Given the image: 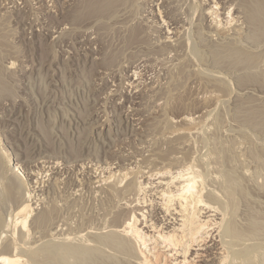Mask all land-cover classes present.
<instances>
[{"label":"rangeland","instance_id":"obj_1","mask_svg":"<svg viewBox=\"0 0 264 264\" xmlns=\"http://www.w3.org/2000/svg\"><path fill=\"white\" fill-rule=\"evenodd\" d=\"M124 1L76 25L82 0H0V252L136 264L115 223L134 215L151 236L160 192L190 173L214 211L194 210L211 220L208 248L264 264V10L260 29L247 16L264 0Z\"/></svg>","mask_w":264,"mask_h":264},{"label":"bare ground","instance_id":"obj_2","mask_svg":"<svg viewBox=\"0 0 264 264\" xmlns=\"http://www.w3.org/2000/svg\"><path fill=\"white\" fill-rule=\"evenodd\" d=\"M104 1V2H103ZM111 0H82V2L79 3V11L84 12V14L78 18L76 20V22L74 20H72V23L74 24H84L86 22H90L92 20L94 21H99L101 19L104 18H110V17H114V15L116 14V12L121 8V6H123L125 4L124 0H112L114 2V6H112V9H110L108 12H99L97 11L98 6H101L102 4H104L105 2H109ZM225 1V0H224ZM242 1V0H241ZM102 2V3H101ZM206 2V1H205ZM255 2V1H254ZM210 3V2H209ZM259 4V9L256 6V12L250 15L249 12L247 16H249V20L253 22L252 25H254V23L258 20L257 24L259 23V19H257L256 16L260 11L263 12L264 10V5L263 2L261 4ZM257 4V5H258ZM261 4V5H260ZM254 5V4H253ZM248 7V6H247ZM215 8V7H214ZM255 8V7H254ZM252 9V8H251ZM218 10V9H217ZM255 10V9H254ZM253 10V11H254ZM259 11V12H258ZM209 12V11H208ZM247 13V12H246ZM218 14V13H217ZM228 14V13H227ZM240 14V13H238ZM256 14V15H255ZM255 15V16H254ZM262 15V14H261ZM201 16V15H200ZM236 17V16H235ZM261 18V16L259 17ZM227 19V18H226ZM244 19V18H243ZM240 21V20H239ZM93 22V21H92ZM264 22V21H263ZM91 23V22H90ZM89 23V24H90ZM94 23V22H93ZM256 24V23H255ZM256 24V26H258ZM263 26L264 24L261 23ZM201 25V24H200ZM211 25V24H210ZM227 26V25H226ZM260 26V25H259ZM258 26V27H259ZM264 27V26H263ZM240 28V27H239ZM251 28V27H250ZM253 29V28H252ZM260 29V27H259ZM254 30V29H253ZM263 30V28H262ZM226 32V31H225ZM235 32V30H234ZM256 32V30H255ZM262 32V31H261ZM165 34V33H164ZM170 34V33H169ZM254 35V34H253ZM256 35V34H255ZM260 36V35H259ZM262 36V35H261ZM212 37V36H211ZM135 37H133L134 40ZM260 38V37H259ZM166 39V38H165ZM219 39V38H218ZM264 39V38H263ZM139 39H136L133 41H137ZM259 41V40H258ZM239 42V41H237ZM260 42V41H259ZM225 46V45H224ZM253 48V47H252ZM220 50V49H219ZM244 50V49H243ZM228 51V50H227ZM226 52V51H225ZM207 54V53H206ZM219 54V53H218ZM234 54V53H233ZM237 54V53H236ZM239 54V53H238ZM228 57V56H227ZM240 57V56H239ZM245 57V56H244ZM250 57V56H247ZM215 58V57H214ZM256 58V57H255ZM225 59V58H224ZM229 59V58H228ZM243 59V58H242ZM250 59V58H249ZM234 60V59H233ZM252 60V58L250 59ZM189 62V61H188ZM222 62V61H221ZM236 62V61H235ZM245 63V62H244ZM253 63V62H251ZM236 64V63H234ZM233 64V65H234ZM249 64V63H248ZM252 66V65H251ZM230 67V66H229ZM249 67V66H248ZM227 69V68H226ZM237 70V68H236ZM244 70V69H243ZM245 71V70H244ZM180 72V71H179ZM237 72V71H236ZM239 72V71H238ZM231 77V76H230ZM217 80V79H216ZM245 81V79H243ZM206 81V80H205ZM230 83V82H229ZM215 84V83H214ZM242 84V83H241ZM256 84V83H255ZM208 85V84H207ZM231 85V84H230ZM258 88V87H257ZM263 88V87H262ZM220 90V89H219ZM242 90V89H241ZM257 90V89H256ZM1 91V90H0ZM259 91V90H258ZM218 92V91H217ZM227 94V93H226ZM231 95V94H230ZM241 102V101H240ZM241 104V103H240ZM251 105V104H250ZM255 107V106H254ZM256 110V109H255ZM263 110V109H262ZM244 111V110H243ZM246 111V110H245ZM260 111V110H259ZM264 112V111H263ZM252 113V112H251ZM221 114V113H220ZM264 117V116H263ZM261 118V116H260ZM261 121V120H260ZM244 122V121H243ZM249 122V121H248ZM254 122V121H253ZM257 122V121H256ZM252 123V122H251ZM255 125V124H254ZM258 125V124H257ZM256 126V125H255ZM263 127V126H262ZM258 129V128H257ZM256 131V130H255ZM262 133V132H261ZM262 139V138H261ZM263 141V140H262ZM230 149V148H229ZM230 155V154H229ZM166 156V155H165ZM240 158V157H239ZM251 159V158H250ZM263 160V159H262ZM256 161V160H255ZM264 161V160H263ZM260 162V161H259ZM256 165V164H255ZM248 166V165H247ZM263 167V166H262ZM167 169V168H166ZM263 169V168H262ZM165 170V169H164ZM187 171V170H186ZM161 172V171H160ZM165 172V171H164ZM149 173V172H148ZM11 174V173H10ZM157 174V173H156ZM166 173H158L157 175H161L160 176V180H169V182L167 181V183L162 184L161 186H168L172 185V178L168 179V178H164L163 175H165ZM188 174V173H187ZM253 174V173H252ZM242 175V174H241ZM240 175V176H241ZM152 176V175H151ZM174 176V175H173ZM178 176V175H176ZM184 176V175H183ZM186 176V174H185ZM179 180V182L175 181L177 183V189L173 192L170 190H162L160 193L163 200V203L160 205L161 208V213H163V217L161 219V221L159 219H156L155 223H151V225H149V229H152L151 232L153 233L151 236H148V233L143 232L142 228L137 225V219L136 217L131 216L130 218H126L123 222H121L120 224L115 223V226L117 225V227H119V232L122 234V237L127 240L129 243L132 241L133 244L138 245L139 249L136 248L137 251V257L136 259V264H158V262L160 264H207V263H211V264H226V261H224V255H222L221 253H219L214 244L212 245L211 248H208V243L211 242V240H208V231L209 230V216L204 217L203 219H200L199 217V213H195V209H199L204 211L206 214H210L213 213L214 211L212 210V207L209 203H207V201H203L201 195L199 194V191H195L196 188V177L192 176L190 173L189 175L186 176V178ZM231 176V175H230ZM259 176V175H258ZM171 177V176H170ZM199 177V176H198ZM197 177V178H198ZM232 177V176H231ZM256 177V176H255ZM164 178V179H163ZM177 178V177H175ZM225 178V177H224ZM174 179V178H173ZM241 179V178H240ZM245 179V178H244ZM171 180V182H170ZM175 180V179H174ZM199 180V179H198ZM258 180V179H257ZM226 181V180H225ZM230 181V179H229ZM228 181V182H229ZM146 183V182H145ZM175 183V184H176ZM259 183V182H258ZM262 183V182H261ZM161 184V183H160ZM228 184V183H227ZM232 184V183H230ZM248 184V183H247ZM127 185V183H126ZM148 185V184H147ZM196 185V186H195ZM156 186V185H155ZM228 186V185H227ZM231 186V185H230ZM233 186V185H232ZM18 187V186H17ZM126 188V187H125ZM231 188V187H230ZM259 188V187H258ZM172 189V188H170ZM233 190V189H231ZM237 190V189H236ZM243 190V189H242ZM241 190V191H242ZM263 190V189H261ZM157 191V190H156ZM227 191V190H226ZM150 192V191H149ZM230 191H228L229 193ZM156 193V192H155ZM159 193V192H158ZM227 193V194H228ZM238 193V192H237ZM252 193V192H251ZM113 194V193H112ZM209 194V193H208ZM231 194V193H230ZM109 195V194H108ZM203 195V194H202ZM215 196V195H214ZM204 197V196H203ZM158 198V197H157ZM231 198V195H230ZM242 198V196H241ZM217 200V199H216ZM227 201V200H226ZM237 201V200H236ZM13 202V201H12ZM17 203V202H15ZM134 203V202H133ZM142 203V202H141ZM157 203V202H156ZM12 204V203H11ZM143 204V203H142ZM228 204V203H227ZM252 204V203H251ZM22 206V205H21ZM143 206V205H142ZM155 206V205H154ZM237 206V205H236ZM137 207V206H136ZM139 207V206H138ZM144 207V206H143ZM190 207H193V212L191 210V214L188 213V211L190 210ZM229 208V207H228ZM127 209V208H126ZM133 209V208H132ZM160 210V208H158ZM157 209V210H158ZM219 209V208H218ZM131 210V209H130ZM141 210V209H140ZM155 210V209H154ZM134 211V210H133ZM187 214H184L186 213ZM152 212V211H151ZM218 212V211H217ZM121 213V212H120ZM132 214H134L133 212H131ZM144 213V212H143ZM262 213V212H261ZM260 213V214H261ZM123 214V213H122ZM127 214V213H126ZM129 214V213H128ZM137 214V213H136ZM50 215V214H49ZM118 215V214H117ZM125 215V214H124ZM253 215V214H252ZM29 216V207L28 205H24L22 206L16 213V224L19 225L21 231L25 230L26 224L27 222V218ZM122 216V215H121ZM156 217V215L154 216ZM177 218H181L180 220H177ZM254 218V217H253ZM119 219V218H118ZM141 219V218H140ZM144 218H142L143 220ZM153 219V218H152ZM213 219V218H212ZM247 219V217L245 218ZM6 220V219H5ZM155 220V218H154ZM168 220L173 221V223H169L168 225L172 224L171 226H164ZM141 221V220H140ZM145 221V220H144ZM152 222V220H150ZM27 222V223H26ZM115 222V220H114ZM113 222V223H114ZM145 223V222H144ZM150 223V222H149ZM161 223V224H160ZM180 223V224H179ZM251 223V222H250ZM15 224V225H16ZM141 224V223H140ZM179 224V225H178ZM211 227H212V223ZM110 225V224H109ZM147 225V224H146ZM167 225V223H166ZM215 225V224H214ZM218 225V224H217ZM243 225V224H242ZM256 225V223H255ZM254 225V226H255ZM143 226V223H142ZM220 226V225H219ZM144 227V226H143ZM169 227H171L169 229ZM214 227V226H213ZM259 227V226H258ZM226 229V227H224ZM241 228V227H240ZM2 229V228H1ZM19 229V230H20ZM118 229V228H117ZM146 229H148L146 227ZM163 229H169L168 232H162ZM212 229V228H211ZM214 229V228H213ZM220 229V228H218ZM257 229V228H256ZM27 230V229H26ZM25 230V234H28L29 231L27 230L26 233ZM233 230V229H232ZM224 231V230H223ZM20 232V231H19ZM117 232V231H116ZM232 233L234 231H231ZM3 233V232H2ZM5 233V232H4ZM7 233V232H6ZM12 233V232H11ZM226 233V232H225ZM241 233V232H240ZM239 233V234H240ZM255 233V232H254ZM22 234V233H21ZM235 235V234H234ZM234 235L232 237H234ZM255 235V234H254ZM11 236V235H10ZM21 236V235H20ZM23 236V235H22ZM114 236V235H111ZM257 236V235H256ZM106 237V236H103ZM118 237V236H117ZM120 237V236H119ZM231 237V234H230ZM229 237V238H230ZM237 237V235H236ZM235 237V238H236ZM102 238V237H101ZM110 238V237H108ZM116 238V237H115ZM238 238V237H237ZM250 238V237H249ZM255 238V237H254ZM258 238V237H257ZM19 239V238H18ZM121 239V238H120ZM121 239V240H124ZM217 239V238H216ZM234 239V238H233ZM239 239H242V237ZM238 239V240H239ZM244 239V238H243ZM246 239V238H245ZM253 239V238H252ZM17 240V239H16ZM103 240V239H102ZM112 240V239H111ZM124 240V243H126ZM153 240V242H152ZM230 240L232 241V239L230 238ZM248 240V239H247ZM109 241V240H108ZM107 241V242H108ZM114 242V241H113ZM117 242V241H116ZM127 242V243H128ZM131 242V245H132ZM146 242H151V244L149 246H151V248L147 249V245ZM230 242V241H229ZM7 243V242H6ZM105 243V242H104ZM121 243V241H120ZM128 243V245H129ZM112 244V242H111ZM110 245V244H109ZM114 245V244H113ZM117 245V244H115ZM122 245V244H121ZM127 245V247H129ZM22 246V245H21ZM120 246V245H117ZM115 246V247H117ZM143 247L144 250L140 249L141 247ZM222 246V245H221ZM261 246V245H260ZM55 247V246H54ZM109 247V246H108ZM125 247V246H123ZM136 247V246H135ZM5 248V247H4ZM16 248V247H15ZM14 248V249H15ZM112 248V246L110 247ZM122 247H118V250H120ZM131 248V247H130ZM134 248V247H132ZM204 248V249H203ZM114 249V248H112ZM123 249V248H122ZM125 249V248H124ZM147 249V251H146ZM156 249V250H155ZM245 249V248H244ZM16 250V249H15ZM56 248L51 251V256L53 255L55 257V251ZM128 250V249H127ZM183 250V251H182ZM248 250V249H247ZM14 251V250H13ZM76 251V250H73ZM91 251V250H90ZM121 251V250H120ZM126 251V250H125ZM130 251V250H128ZM15 252V251H14ZM11 253L9 251H7V253L5 252H0V264H24L25 262H23V259H21V257L15 253ZM94 252V251H93ZM109 252V251H108ZM116 252V251H115ZM124 252V251H122ZM121 252V253H122ZM196 252H200L196 253ZM242 252V251H241ZM77 253V252H76ZM120 253V252H119ZM177 253H181V255L183 256H177ZM223 253V252H222ZM70 254V253H69ZM110 254V253H109ZM118 254V253H117ZM127 254V253H126ZM133 254V253H131ZM136 254V253H135ZM133 254V255H135ZM93 255V254H92ZM132 255V256H133ZM52 256V257H53ZM84 256V255H83ZM89 256V255H88ZM131 256V255H130ZM131 256V257H132ZM230 256V255H229ZM125 257V256H124ZM128 257V256H127ZM130 258V257H129ZM210 258V259H208ZM226 258V257H225ZM55 259V258H53ZM68 259V258H67ZM228 259V258H227ZM231 259V258H230ZM92 260V259H91ZM131 260V259H130ZM261 260V258H260ZM53 261V260H52ZM62 261V260H61ZM82 261V260H81ZM103 261V260H102ZM217 261V262H216ZM231 261V260H230ZM236 261V260H235ZM80 262V261H79ZM84 262V261H83ZM122 262V261H121ZM125 262V261H124ZM128 262V261H126ZM68 263V262H67ZM109 263V262H108ZM116 264V263H115ZM128 264V263H127ZM228 264V263H227ZM231 264V263H230Z\"/></svg>","mask_w":264,"mask_h":264}]
</instances>
